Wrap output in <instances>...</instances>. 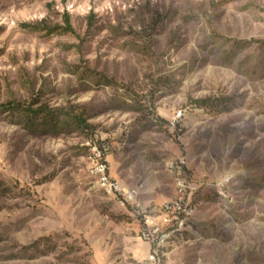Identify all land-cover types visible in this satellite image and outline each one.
I'll return each instance as SVG.
<instances>
[{"label": "rangeland", "instance_id": "374dc122", "mask_svg": "<svg viewBox=\"0 0 264 264\" xmlns=\"http://www.w3.org/2000/svg\"><path fill=\"white\" fill-rule=\"evenodd\" d=\"M98 153L141 209L90 176ZM180 163L198 191L163 224ZM154 248L156 264H264V0H0V264Z\"/></svg>", "mask_w": 264, "mask_h": 264}, {"label": "built area", "instance_id": "2783aa9c", "mask_svg": "<svg viewBox=\"0 0 264 264\" xmlns=\"http://www.w3.org/2000/svg\"><path fill=\"white\" fill-rule=\"evenodd\" d=\"M183 164L175 165L172 167V171L175 176V197L173 200L166 203L165 206H161V211H166V219L158 220L163 224L170 223V217L175 220L185 211V202L188 200L190 194H193L198 191L197 180H194L191 176H188L183 171ZM90 176L95 180L96 183H99L101 187L108 188V197L117 202L120 206L130 207L138 211L141 209L140 204V190L141 187L129 188L124 185H120L118 181L112 179L110 175V168L106 163H103L102 156L100 153L97 154V165L93 171H89ZM225 184L219 186L224 187ZM155 220L149 216H145V227L146 230L142 234L144 238L148 241L151 238L150 230L154 233L157 231V224ZM158 261V249L154 248L152 253L148 258L150 264H156Z\"/></svg>", "mask_w": 264, "mask_h": 264}, {"label": "trees", "instance_id": "16d2710c", "mask_svg": "<svg viewBox=\"0 0 264 264\" xmlns=\"http://www.w3.org/2000/svg\"><path fill=\"white\" fill-rule=\"evenodd\" d=\"M4 109L11 110V112L18 115L20 121H29L32 125H35L37 121L46 118L47 115L50 114V112H45V110L31 111L29 108L25 109L22 106H16V107L9 106Z\"/></svg>", "mask_w": 264, "mask_h": 264}, {"label": "bare ground", "instance_id": "6f19581e", "mask_svg": "<svg viewBox=\"0 0 264 264\" xmlns=\"http://www.w3.org/2000/svg\"><path fill=\"white\" fill-rule=\"evenodd\" d=\"M104 188H106V190H107V192H108V188L107 187H104ZM220 192V191H219ZM164 214V213H163Z\"/></svg>", "mask_w": 264, "mask_h": 264}, {"label": "crops", "instance_id": "0c3cea01", "mask_svg": "<svg viewBox=\"0 0 264 264\" xmlns=\"http://www.w3.org/2000/svg\"><path fill=\"white\" fill-rule=\"evenodd\" d=\"M143 188V187H142Z\"/></svg>", "mask_w": 264, "mask_h": 264}]
</instances>
